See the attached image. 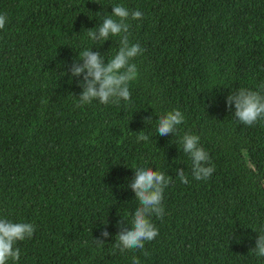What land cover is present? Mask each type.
<instances>
[{
	"label": "trees",
	"instance_id": "16d2710c",
	"mask_svg": "<svg viewBox=\"0 0 264 264\" xmlns=\"http://www.w3.org/2000/svg\"><path fill=\"white\" fill-rule=\"evenodd\" d=\"M114 5L143 14L129 20L143 49L131 100L77 107L82 77L70 66L84 50L106 63L118 52L120 37L101 46L87 35ZM0 14V219L36 229L17 242V264H264L250 252L264 231V122L243 125L227 107L264 83V0H0ZM173 110L184 122L162 137L157 120ZM185 134L199 136L210 178H193ZM137 167L173 180L163 218H150L158 236L120 252Z\"/></svg>",
	"mask_w": 264,
	"mask_h": 264
},
{
	"label": "clouds",
	"instance_id": "9594fccd",
	"mask_svg": "<svg viewBox=\"0 0 264 264\" xmlns=\"http://www.w3.org/2000/svg\"><path fill=\"white\" fill-rule=\"evenodd\" d=\"M112 10V14L105 17L96 28L87 30V35L95 42V45L101 46L110 40V37H120L118 52L106 63L100 52H93L92 49L84 50L80 58L70 66L72 78L82 77L78 85L82 92L77 99V107L91 104L93 101L107 105L119 103L121 100L125 102L131 100L128 85L138 74L137 66L133 61L143 53V49L139 43L131 44L129 41V20H141L143 14L138 10L130 12L123 5H114ZM6 22L7 16L0 14V30L5 28ZM67 74L64 73V75ZM259 89V91H253L241 88L227 97V107L231 110L234 105V117L243 125L254 126L258 122H264V83L259 86ZM183 122L184 116L181 111H169L159 116L156 132L162 137L173 135ZM144 123L151 124V117H145ZM148 139L149 137L143 131L139 132L137 142H146ZM199 143V136L185 134L179 148L189 157L192 176L197 181L210 178L214 172V166L209 163L208 153L199 146ZM133 170L135 176L128 187L135 193L139 205L132 214L130 224L127 223L130 225V230L129 227L123 226L124 221H121L114 245L120 252L144 249L146 241H152L158 236V229L150 218L153 215L163 218L164 191L173 180L170 175L166 176L151 168L137 167ZM176 178L184 184L188 183V178L182 169L176 170ZM35 230L31 223L0 219V264H8L9 260L17 264L20 259L17 242L31 239ZM109 236L110 233L104 230L101 232V238L94 239V243L102 246ZM250 252L264 258V231L259 232L256 246ZM132 264H140V260L133 257Z\"/></svg>",
	"mask_w": 264,
	"mask_h": 264
}]
</instances>
